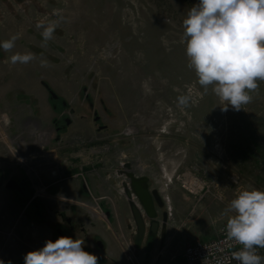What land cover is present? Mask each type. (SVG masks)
<instances>
[{
    "label": "rangeland",
    "instance_id": "obj_1",
    "mask_svg": "<svg viewBox=\"0 0 264 264\" xmlns=\"http://www.w3.org/2000/svg\"><path fill=\"white\" fill-rule=\"evenodd\" d=\"M198 3L0 0V41L19 34L11 52L0 49L3 264H24L29 251L56 240L58 212L83 217L77 226L85 230L74 239L86 247L89 238L98 264H131L122 238L134 245L136 264H184L185 245L215 236L239 190H264V81L239 111H223L211 87L204 93L180 42L182 21ZM39 22L56 25L46 45ZM15 52L36 59L11 65ZM43 82L66 105L54 107ZM189 92V104L179 105ZM124 163L148 176L163 198L162 245L159 236L136 239L124 177L116 175ZM8 179L24 182L25 193L6 189ZM194 179L198 188L190 186ZM110 215L116 218L106 223ZM106 229L116 234L110 245Z\"/></svg>",
    "mask_w": 264,
    "mask_h": 264
},
{
    "label": "clouds",
    "instance_id": "obj_2",
    "mask_svg": "<svg viewBox=\"0 0 264 264\" xmlns=\"http://www.w3.org/2000/svg\"><path fill=\"white\" fill-rule=\"evenodd\" d=\"M55 23L43 22V43L53 38ZM180 42L185 45L187 67L194 70L197 83L226 106L239 111L252 101L251 92L264 81V0H199L182 21ZM19 34L0 41L6 53L15 47ZM11 65L28 64L36 59L32 52H15L7 58ZM47 61L41 60L46 67ZM191 94L178 96V104H189ZM230 214V215H229ZM225 234L242 245L232 257L238 264H262L264 256V190H239L225 209ZM84 239L60 236L47 240L38 250L24 256V264H98V257L84 250ZM3 264V261H0Z\"/></svg>",
    "mask_w": 264,
    "mask_h": 264
},
{
    "label": "water",
    "instance_id": "obj_3",
    "mask_svg": "<svg viewBox=\"0 0 264 264\" xmlns=\"http://www.w3.org/2000/svg\"><path fill=\"white\" fill-rule=\"evenodd\" d=\"M43 85L48 90L51 100L58 98V95L46 83L43 82ZM97 120L98 117L95 118V121ZM69 123L70 119L66 118L65 124L68 125ZM117 174L124 177L121 186L134 224L136 239L139 241L145 236L151 238L159 236L162 245L167 232L168 212L162 210L164 201L161 194L152 187L148 176L137 175L131 169L129 163H124L123 168L117 170ZM4 187L11 190H20L18 182L14 179H8ZM109 214L107 212V215ZM97 246L102 247L101 241H97Z\"/></svg>",
    "mask_w": 264,
    "mask_h": 264
},
{
    "label": "built area",
    "instance_id": "obj_4",
    "mask_svg": "<svg viewBox=\"0 0 264 264\" xmlns=\"http://www.w3.org/2000/svg\"><path fill=\"white\" fill-rule=\"evenodd\" d=\"M121 167H123V164ZM191 185L198 188L197 180L194 179L190 186ZM105 199L110 198L106 196ZM92 206L94 207L97 215L101 216V214H104L102 209L99 207L97 200L93 202ZM225 224L226 222L219 225L215 236L212 238L193 239L188 242L183 248L182 253L184 264H238V262L232 257V253L234 251L241 250L242 245L235 244L234 242L227 240L225 234ZM132 230L135 233V228H132ZM121 244L123 245L124 254L127 260L131 264H136L132 255L134 245L129 241L127 242L124 238H122ZM258 253L261 256H264L260 252V249H258ZM262 264H264V262H262Z\"/></svg>",
    "mask_w": 264,
    "mask_h": 264
},
{
    "label": "flooded vegetation",
    "instance_id": "obj_5",
    "mask_svg": "<svg viewBox=\"0 0 264 264\" xmlns=\"http://www.w3.org/2000/svg\"><path fill=\"white\" fill-rule=\"evenodd\" d=\"M53 101L55 103L54 107H56V103L57 102L61 103V105H63V106L66 105L64 103V101H62L59 97L57 99H54ZM65 125L66 124H65V119H64V123L60 127L56 126V129L57 130L62 129V128L65 127ZM17 182H18V185L20 187V190L18 191V193H23L24 194L25 191L27 190L26 184L24 182H22V181H17ZM58 218H59L58 224L54 226V232H55V234L58 237H60V236H70V237H72L74 239V235L77 232L83 233L84 229L82 227L77 226V224L73 220L74 217L66 215L63 212H58ZM149 238H151V237H149ZM86 239H87L86 242L88 243L87 244L88 246H86V247L84 246V250L87 251V252L93 253L95 255L93 247L89 246V241H90L89 238L87 237ZM97 241L98 240H95V244L96 245H97Z\"/></svg>",
    "mask_w": 264,
    "mask_h": 264
},
{
    "label": "crops",
    "instance_id": "obj_6",
    "mask_svg": "<svg viewBox=\"0 0 264 264\" xmlns=\"http://www.w3.org/2000/svg\"><path fill=\"white\" fill-rule=\"evenodd\" d=\"M60 182V180H56L54 183H59ZM53 183V184H54ZM83 190L85 191V192H87V189L85 188V187H83ZM103 195H106V194H102V193H97L96 194V196L97 197H102ZM116 217L114 216V215H110V219H106V223H109V222H111L112 220H114ZM73 220L75 221V223L76 224H78V225H80V226H83V217H80V216H77V217H74L73 218ZM92 227V229H93V231L92 232H95L94 230H95V225H92L91 226ZM106 228H110L109 227V225H107L106 226ZM84 230H85V228H84ZM90 230V229H89ZM108 231H107V229L105 230V231H103V233L105 234V236H106V240L108 241V244L110 245V244H112L113 242H114V238H116V234L112 231V233H107ZM87 234H90V232L88 231V233ZM78 234L76 233L74 236H77ZM90 237V236H89Z\"/></svg>",
    "mask_w": 264,
    "mask_h": 264
}]
</instances>
